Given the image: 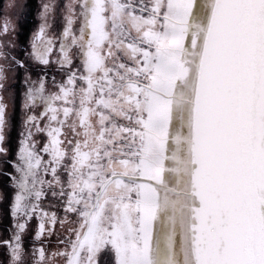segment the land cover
Instances as JSON below:
<instances>
[{"label": "snow or ice", "instance_id": "snow-or-ice-1", "mask_svg": "<svg viewBox=\"0 0 264 264\" xmlns=\"http://www.w3.org/2000/svg\"><path fill=\"white\" fill-rule=\"evenodd\" d=\"M0 176V264H264V0H0Z\"/></svg>", "mask_w": 264, "mask_h": 264}, {"label": "flooded vegetation", "instance_id": "flooded-vegetation-1", "mask_svg": "<svg viewBox=\"0 0 264 264\" xmlns=\"http://www.w3.org/2000/svg\"><path fill=\"white\" fill-rule=\"evenodd\" d=\"M16 4L20 6L21 8L24 6L23 0H15ZM29 2H36L38 3L39 0H29ZM61 3L66 2V0H60ZM38 21L33 17L28 32H29V39L31 37V32L35 30L36 24ZM10 119H11V124L12 127L9 131V137L11 140L12 147L15 148L18 140L20 133L22 131V115L18 107L16 108H10ZM4 177L0 176V187H2L4 183ZM10 227V220L9 218L5 215V209L4 207H0V236L5 235V229H9Z\"/></svg>", "mask_w": 264, "mask_h": 264}, {"label": "clouds", "instance_id": "clouds-1", "mask_svg": "<svg viewBox=\"0 0 264 264\" xmlns=\"http://www.w3.org/2000/svg\"><path fill=\"white\" fill-rule=\"evenodd\" d=\"M27 0H23V3L26 4Z\"/></svg>", "mask_w": 264, "mask_h": 264}]
</instances>
